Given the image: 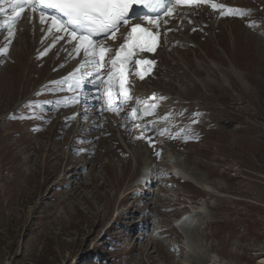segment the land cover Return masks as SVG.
Returning a JSON list of instances; mask_svg holds the SVG:
<instances>
[{"label":"rangeland","instance_id":"rangeland-1","mask_svg":"<svg viewBox=\"0 0 264 264\" xmlns=\"http://www.w3.org/2000/svg\"><path fill=\"white\" fill-rule=\"evenodd\" d=\"M258 4V15L248 20L250 33L237 19L216 26L222 48L212 35L220 21L203 17L186 49H173L185 59L180 65L186 72L177 67L178 56L167 64L162 52L158 73L169 80L153 84L163 87L171 102L181 97L209 116L200 135L193 127L182 130L189 143L182 152L172 151L183 158L176 168L187 175L181 177L193 176L200 184L159 175L162 192H155L150 206L132 208L128 200L141 169L124 153L126 145L112 147L109 155L102 146L99 160L86 170L75 146L66 149L68 117L52 116L43 104L53 105L54 95L44 91L36 102L41 104L16 109L46 79L56 80L52 87L62 96L58 79L64 71L49 74L56 59L32 62V48L0 55V264H264V0ZM0 36L1 48L9 38L4 31ZM208 63L219 69L211 76ZM206 77L210 89L196 81ZM190 106H184L187 112ZM13 109L15 116H8ZM177 116L176 121L186 119ZM172 154L166 151L167 157ZM140 206L147 209L142 221L148 223L142 241L134 231L137 223L122 221L137 216ZM124 211L116 224L134 230L123 233L114 225V232L100 238L116 212ZM184 216L189 217L183 231H176L173 223Z\"/></svg>","mask_w":264,"mask_h":264},{"label":"snow or ice","instance_id":"snow-or-ice-1","mask_svg":"<svg viewBox=\"0 0 264 264\" xmlns=\"http://www.w3.org/2000/svg\"><path fill=\"white\" fill-rule=\"evenodd\" d=\"M7 4L10 15L3 26L11 29L18 23L21 13L25 9H30L33 13H38L40 23L43 25L50 21L47 31L49 33H62L55 39L62 40L65 36L68 42H75L73 50L76 55L83 53V63L81 68H92L98 73L100 69L110 62L115 68L117 63L121 67L127 63L134 49L140 51H153L155 48L156 33L140 23H132L133 17L137 20L146 21L153 28H158L159 20L162 16H172L177 5H207L216 11L220 10L221 16L240 15L245 13L242 10L224 11L225 6L213 2V0H0V6ZM144 8L149 14L139 15L138 8ZM5 11L0 7V12ZM130 26V30L124 37L125 43L120 46V50L115 53V58L106 61L105 57L111 49L104 46V40L113 38L121 27ZM195 30V29H194ZM9 36L13 35L10 30ZM103 37V39H96ZM11 43V40L8 41ZM127 49V51H125ZM7 47L0 48V55L6 54ZM46 54L42 53L41 55ZM138 64H149L147 60L137 61ZM79 72L80 69L78 68ZM87 75V73H85ZM112 74L109 73L111 79ZM98 78V76H97ZM83 81V76L74 77V83L69 84L67 78L62 84L69 87L79 86ZM113 88L109 85L107 90V101L113 100ZM120 95L126 99H131L129 92L125 88L123 81V71L120 73ZM140 103V101H137ZM151 107L155 108L153 104ZM117 110H119L117 108ZM133 111H136L135 109ZM195 122V121H194ZM163 134V133H162ZM141 137H137L140 139ZM159 155V153H157Z\"/></svg>","mask_w":264,"mask_h":264},{"label":"bare ground","instance_id":"bare-ground-1","mask_svg":"<svg viewBox=\"0 0 264 264\" xmlns=\"http://www.w3.org/2000/svg\"><path fill=\"white\" fill-rule=\"evenodd\" d=\"M202 7H204V6H202ZM174 11H179V8H176ZM168 19V17H166V18H164L163 20H162V24H163V27H165L166 26V23H168L169 22V20H167ZM176 22V21H175ZM221 23H223L222 21L220 22V24ZM49 21H46V23L45 24H41L40 23V17H39V14L38 13H34V20H33V22L31 23V22H29V20H27V22H25V23H21L20 25H19V29H20V31L18 32V34H17V37L15 38V39H13L12 41H13V45H12V48H11V50H10V53H12V52H15V49L14 48H18V49H25V51H27V52H29L30 51V49L32 48L33 50L34 49H36L37 47H39V44H40V42L41 43H43V46H44V49H46V50H49V51H53V50H55V49H60L62 52H60L59 54L60 55H62V56H68V58H71V57H73V56H78V62L80 61V60H82V59H84V57H83V53H81L80 55H76V53L74 54V55H71L69 52H71L72 50H73V46H74V43L75 42H71V43H69L68 42V39H67V37L65 36V38L64 39H62V42H63V44H61V45H57V46H54V42H57V39H55V37L56 36H59V35H62L61 33H57V34H55V33H49L48 31H47V29H48V26H49ZM215 31V28H213V32ZM259 34V33H258ZM30 36H33V38L34 39H31V37ZM1 37V36H0ZM3 39V38H2ZM177 39H178V41H180L179 43L181 44V47H186V45H187V41H188V39H189V34H188V32H187V34H186V36H184V37H181V36H177ZM213 39H215V41L217 42L218 40H219V38L217 37V36H214V38ZM4 40V39H3ZM5 41V40H4ZM4 43V42H3ZM2 43H0V45H1ZM72 45V46H71ZM118 44H116L115 46H114V50H115V48H116V46H117ZM66 46H68V47H66ZM216 46H219L220 48H222V46H221V42L220 41H218V43H217V45ZM180 47V48H181ZM179 48H177V50H178ZM176 50V49H175ZM17 52H20V51H17ZM16 52V53H17ZM160 52V51H159ZM158 52V53H159ZM166 52H168L167 51V48L166 47H164V49H163V57L166 59V60H168V61H171V62H173V61H175V57H177L178 55L176 54V52L174 51L173 52V50L170 52V54H169V56H168V58H167V55H166ZM34 54V53H33ZM32 54V55H33ZM55 54L53 53V54H51V56H54ZM8 56H10V55H8ZM51 56H45L44 58H43V60L44 61H46L47 63H50V61L52 60V58L53 57H51ZM170 56H171V58H170ZM177 61V67L181 70V71H187V67H182L180 64V61H185V59H182V57L181 56H178V59L176 60ZM81 62V61H80ZM83 62V61H82ZM188 64V63H187ZM197 64V63H196ZM205 64V63H204ZM207 68H206V71H207V73L209 74V76H211V74L213 73L214 74V72H213V70L214 69H217L215 66H212L211 64H207ZM162 67V66H161ZM202 69V68H201ZM93 70H95V69H93ZM198 70H200V69H198ZM217 70H219V69H217ZM215 71V70H214ZM237 76H238V74H237ZM96 76L94 75V77L93 78H95ZM212 78V77H211ZM160 80H158V82H157V84H165L166 85V81L167 80H169V76L168 75H166V73L164 74V76H162V77H160L159 78ZM213 79V78H212ZM171 80V79H170ZM196 81H201V86L204 88V89H210V88H212V81H211V79L209 78V77H206L204 80H196ZM171 84V83H170ZM222 85V84H221ZM220 87H222V86H220ZM156 88L157 89H161V88H163V87H161V86H156ZM179 89V88H178ZM185 88H183V87H181L180 88V92L181 93H184V91H186V90H184ZM189 92H192V91H189ZM142 93H144V92H142ZM186 93V92H185ZM184 93V94H185ZM224 94V93H223ZM188 95V94H187ZM220 96V95H219ZM21 105V103L19 102V103H16V105H15V107H16V109L19 107ZM196 105V104H195ZM8 107V106H7ZM72 110H76V107H74V108H72L71 109V111ZM70 110H67L66 112H69ZM63 112V111H62ZM61 113V112H60ZM97 113H99V112H97ZM105 113V112H104ZM104 113H102V118H104ZM76 119V118H75ZM100 123H101V121H100ZM125 124H128L129 126L131 125V119H127L126 121H125ZM107 127H108V129H109V135H110V138H111V136H112V134H113V136H112V139H113V141H114V137H117L119 140L122 138V140L124 141V143H125V145H126V148L128 149V151H130L131 152V154L134 156V158H135V161L136 162H138V160H140V155H141V152L139 151V150H134V147L133 146H130L129 144H127V140H128V138L123 134V127L122 126H120V125H118V124H115L114 125V127H113V124H108L107 125ZM100 128H101V130H100ZM102 128H103V125H100V127H99V129H98V132H99V136H100V138H101V140L99 141L101 144H105L104 142H107V140H102V136H101V132H102ZM87 130L88 131H90L91 130V126H88V128H87ZM81 131L80 130H77V128H74V130H73V133H72V137L71 138H75V136L76 135H78L79 133H80ZM120 135V136H119ZM104 141V142H103ZM106 145V144H105ZM25 146V145H24ZM199 148V147H198ZM106 149H107V153L109 152V151H111V148H110V146L109 145H106ZM132 150H134V151H132ZM104 151V150H103ZM106 152V151H105ZM104 152V153H105ZM47 153V152H46ZM84 154H85V152H83ZM102 154V153H101ZM117 155V154H116ZM96 156H98L97 154H96ZM54 158V157H53ZM94 160H97V158H95ZM99 160V159H98ZM101 160V159H100ZM134 160V159H133ZM94 161H91V162H87V161H84V166H83V168H86L88 165H90V164H92ZM98 162H100V161H98ZM83 164V163H82ZM94 164H95V162H94ZM122 164V163H121ZM164 164H166V163H163L162 165H164ZM101 165V164H100ZM178 165V164H177ZM91 166V165H90ZM176 166V165H175ZM179 167H181L180 165H179ZM68 168V167H67ZM70 169V168H69ZM89 169V168H88ZM92 169V168H91ZM176 171H177V173H179L181 176H185L186 174H184V173H182V172H180L178 169H176ZM164 173V172H163ZM189 173V172H188ZM187 173V174H188ZM73 174V173H72ZM71 174V175H72ZM190 174V173H189ZM180 176V177H181ZM187 176V175H186ZM188 177H190V176H188ZM193 177V176H192ZM192 177H190V179L189 180H191V181H194L195 183H197V185L198 184H200L196 179H194V178H192ZM184 180H188V178H184V177H182ZM134 186V185H133ZM70 188V187H69ZM170 188V187H169ZM88 190V189H87ZM71 193V192H70ZM179 193V192H178ZM50 195V194H49ZM120 219V218H119ZM142 225L143 226H145V229L147 230V228H148V223H146V222H143L142 223ZM123 226V225H122ZM133 227H134V225H133ZM94 230V229H93ZM96 230V229H95ZM145 234H143V236H144ZM89 236V235H88ZM146 237V236H145ZM148 239V238H147Z\"/></svg>","mask_w":264,"mask_h":264}]
</instances>
